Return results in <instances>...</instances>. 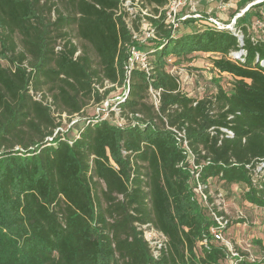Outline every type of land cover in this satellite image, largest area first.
Segmentation results:
<instances>
[{"label": "trees", "instance_id": "1", "mask_svg": "<svg viewBox=\"0 0 264 264\" xmlns=\"http://www.w3.org/2000/svg\"><path fill=\"white\" fill-rule=\"evenodd\" d=\"M117 4L0 0V57L7 62L0 65V264H219L220 246L197 245L213 223L193 198L171 133L143 101L149 86L161 90L159 113L185 128L197 162L209 161L200 181L240 185L242 199L264 209V176L255 173V163L264 162V36L247 32L251 16L261 17L256 12L238 20L242 46L210 29L172 38L155 22L151 73L133 70L118 103L127 124L87 118L74 136L55 135L63 114L82 117L88 102L115 90L96 86L124 83L130 34L113 16ZM195 53L219 55L211 63L231 77L229 89L217 83L213 97L181 94L165 57L183 61ZM146 223L167 238L158 259L137 230Z\"/></svg>", "mask_w": 264, "mask_h": 264}, {"label": "built area", "instance_id": "2", "mask_svg": "<svg viewBox=\"0 0 264 264\" xmlns=\"http://www.w3.org/2000/svg\"><path fill=\"white\" fill-rule=\"evenodd\" d=\"M249 12H256L261 16L255 15V23L261 25L264 31V0H165L162 6H149L144 0H118L117 7L113 11V16L115 19H119L126 30H128L130 42L125 45L127 53V60L125 62L126 78L123 85L119 87L122 88L123 92L114 100V103H111L113 110L120 115L121 110L118 107V103L128 96L130 76L133 70L144 72L146 76H149L151 73L153 46L159 41V36L154 27L155 22H160L165 29L169 30L172 38H176L182 33V27L196 26L198 27V32L206 29L218 32L227 31L235 36L239 45L242 46L243 35L238 27V20ZM59 49V47H56V50ZM243 53V50H241L239 53H231L230 56L239 57ZM218 57L219 55L216 54L215 58ZM176 62L177 59L172 56L165 57L166 71L177 79L181 91L180 81L177 77L178 69ZM214 71L218 75L226 74L216 69ZM106 86L109 87L108 89L118 88L117 85L104 81L102 88L96 86V89L100 92ZM160 94L161 90H155L149 86L148 95L151 97L152 106L160 118H162L164 129L171 133L177 148L184 156L183 164L186 165L185 168L189 172V185L193 198L204 209L207 217L213 223L209 228V238L200 241L197 244L198 247H207L209 243H215L220 246L225 256L219 264H264V257L258 259L252 254L247 253V250L234 247L230 240L225 237L232 222L226 217L224 195L221 189H219L221 188V184L217 182L215 184L217 186L214 187L213 185L216 181L212 180L207 182V184L200 181L201 171L209 161L197 162V155L192 150L185 128L178 127V125L170 126L159 113ZM181 94L189 97L182 91ZM40 98V94L34 96L35 100H39ZM50 102L51 99L46 98L45 103L50 104ZM135 116L140 117L139 115ZM129 117L132 119L131 115ZM96 118L94 117L91 120L94 122L101 121L96 120ZM113 122L117 126L123 127L127 124L128 120L125 119L123 124L114 120ZM71 124H74V122ZM217 129L226 136L233 135L232 130L228 127H219ZM209 131L210 133H214L215 127L210 128ZM255 173L259 174V177L264 176V162L262 160L255 163ZM240 214L238 212L237 217ZM136 226L137 230L142 233V237L147 244L152 258L158 259L162 252L166 250L167 238L150 223L136 224Z\"/></svg>", "mask_w": 264, "mask_h": 264}, {"label": "rangeland", "instance_id": "3", "mask_svg": "<svg viewBox=\"0 0 264 264\" xmlns=\"http://www.w3.org/2000/svg\"><path fill=\"white\" fill-rule=\"evenodd\" d=\"M245 1V0H244ZM214 6V4H212ZM53 17V14L51 15ZM250 27L247 29L248 34L252 39H260L264 36V31L261 25L255 23V15L251 16ZM196 26H185L181 28V34L193 33L197 31ZM70 36L74 39V27L70 29ZM68 30V31H69ZM180 36V35H179ZM177 36V37H179ZM18 42V37L16 38ZM216 54L213 53H195L188 60L176 62L178 69V75L180 81L181 91L186 93L189 97H213L217 91V83L225 89H229L231 86V77L226 74H216L212 67V59ZM7 62L0 57V65L5 66ZM94 67L96 66L93 63ZM179 66V67H178ZM106 86L104 89H108ZM102 89L100 92H103ZM41 90H46L42 87ZM122 88H117L111 91L106 99L102 100V103L95 104L90 101L84 107L82 117L73 116L72 118L67 117L63 114L57 121L61 123V127L55 132V135L64 139L66 135L74 136L77 129L73 128L77 125L82 126L83 122L87 121V118L92 119L97 117L96 120L104 121L110 117L114 121L123 124L124 118H121L119 113L113 110L111 103L119 97ZM50 99V97H47ZM148 105H152L151 97L148 95L143 100ZM102 106V108H101ZM113 111V112H111ZM58 115L55 114V117ZM83 121V122H81ZM74 124H71L73 123ZM100 122V121H99ZM217 182H214V187ZM224 197V205L226 209V217L232 222L225 237L230 240L234 247L239 249L247 250L249 254H252L258 259L264 257V209L258 208L248 204L242 199V187L239 186H228L221 187ZM238 212L241 214L238 216ZM241 218V219H240Z\"/></svg>", "mask_w": 264, "mask_h": 264}]
</instances>
